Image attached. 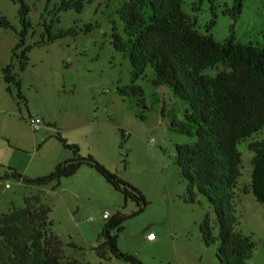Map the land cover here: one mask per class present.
I'll return each instance as SVG.
<instances>
[{
  "label": "rangeland",
  "instance_id": "rangeland-1",
  "mask_svg": "<svg viewBox=\"0 0 264 264\" xmlns=\"http://www.w3.org/2000/svg\"><path fill=\"white\" fill-rule=\"evenodd\" d=\"M24 1L31 9V29L25 37L30 49L21 70L19 61L12 59L16 32L21 29L19 4L0 0V14L14 26L0 27V174L13 168L26 178L49 175L72 156L57 139L59 135L77 145L82 157L92 156L135 187L148 204L140 210L133 200L124 201L121 189L83 164L73 175L38 187L19 183L10 175L0 179V213L24 206L26 196L39 195L49 208L50 230L61 241L65 258L83 264H131L113 256L101 259L92 249L117 212L124 217L117 248L142 264H219L218 241L206 246L199 231L205 216L214 225L213 209L200 194L193 203L185 201L187 182L175 163V145L195 139L169 129L170 115L181 119L185 105L169 89L152 84L150 67L145 76L134 80L143 89L145 110L116 92L132 82L129 58L114 49L111 36L115 26L124 37L116 12L121 0H93L80 12H56L60 0ZM239 3L241 11L236 14ZM181 8L199 33L218 42L232 36L235 42L264 47V0H182ZM45 24L53 33L73 28L76 34L48 41ZM8 64L20 79L21 99L17 87L3 79L2 68ZM221 69L206 73L214 75ZM30 118L39 119L38 130L30 126ZM261 140L264 128L237 144L242 161L236 230L255 244L245 264H264V203L255 200L249 187L252 153L248 150L251 141ZM104 212L107 219L102 217ZM149 233L157 236V244L147 245L144 239Z\"/></svg>",
  "mask_w": 264,
  "mask_h": 264
},
{
  "label": "trees",
  "instance_id": "trees-1",
  "mask_svg": "<svg viewBox=\"0 0 264 264\" xmlns=\"http://www.w3.org/2000/svg\"><path fill=\"white\" fill-rule=\"evenodd\" d=\"M19 4L21 29L12 49V59L19 61L23 70L30 46L25 37L31 29L28 17L30 6L24 0ZM93 0H60L56 12L73 9L80 12ZM182 0H121L116 10L123 25L124 37L116 27L112 29V43L117 52L127 54L131 65L132 82L117 88L122 98L133 99L146 109L143 89L134 80L153 71L154 86L169 89L173 97L184 105L181 119L170 115L169 129L195 137L192 142L175 145V163L180 176L187 182L186 202L193 203L196 194L202 195L214 212V225L205 216L199 225L203 243L209 246L218 241L216 257L219 264H245L252 256L254 242L236 230L235 200L241 175V153L237 144L249 139L264 128V47L235 42L232 36L223 42L211 35L201 34L181 8ZM241 3L234 11L239 14ZM213 23V22H212ZM0 27L14 29L11 22L0 14ZM91 25L86 30L90 31ZM48 41L76 34L73 28L53 33L45 24ZM222 69L214 75L208 70ZM4 81L17 87L20 79L11 73L10 64L2 68ZM165 113V109H161ZM140 118L144 116L141 114ZM123 138V133H121ZM57 139L72 156L59 162L47 176L26 178L8 168L0 179L10 175L19 183L38 187L50 181L73 175L83 164L94 168L104 179L121 189L124 201L133 200L140 210L148 202L132 185L123 182L92 156L82 157L77 145ZM123 142V141H122ZM250 158V190L257 202L264 203V140L248 144ZM245 191L244 193H247ZM49 208L39 195L24 198V206L12 207L0 213V264H83L75 258L66 259L61 241L50 230ZM124 217L118 212L107 221L92 249L101 259L124 258L131 264H142L135 257L122 253L116 245L122 231ZM216 228V234L214 230ZM115 230L114 234L111 231ZM75 247L74 245H72Z\"/></svg>",
  "mask_w": 264,
  "mask_h": 264
},
{
  "label": "built area",
  "instance_id": "built-area-1",
  "mask_svg": "<svg viewBox=\"0 0 264 264\" xmlns=\"http://www.w3.org/2000/svg\"><path fill=\"white\" fill-rule=\"evenodd\" d=\"M38 123H39V119H37V118L36 119H32V118L29 119V124L34 130H38L39 129V124ZM102 217L104 219H107L108 218L107 212H104ZM154 237H155V235L153 233H149L148 236H147L148 239H153Z\"/></svg>",
  "mask_w": 264,
  "mask_h": 264
},
{
  "label": "crops",
  "instance_id": "crops-1",
  "mask_svg": "<svg viewBox=\"0 0 264 264\" xmlns=\"http://www.w3.org/2000/svg\"><path fill=\"white\" fill-rule=\"evenodd\" d=\"M147 228H149V227H147ZM144 240L147 243V245H150V246L155 245V244L158 243V238H157L156 235H155V237L153 239H148L147 238V239H144Z\"/></svg>",
  "mask_w": 264,
  "mask_h": 264
},
{
  "label": "water",
  "instance_id": "water-1",
  "mask_svg": "<svg viewBox=\"0 0 264 264\" xmlns=\"http://www.w3.org/2000/svg\"><path fill=\"white\" fill-rule=\"evenodd\" d=\"M124 169H126V165L124 166Z\"/></svg>",
  "mask_w": 264,
  "mask_h": 264
}]
</instances>
